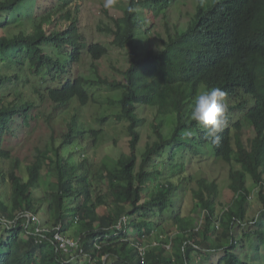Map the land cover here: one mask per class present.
I'll return each mask as SVG.
<instances>
[{
	"label": "trees",
	"instance_id": "trees-1",
	"mask_svg": "<svg viewBox=\"0 0 264 264\" xmlns=\"http://www.w3.org/2000/svg\"><path fill=\"white\" fill-rule=\"evenodd\" d=\"M171 1L128 0L119 16L111 15V23L99 26L126 51V67L115 68L121 79H111L98 64L109 47L88 42L67 0L35 8L36 0H0V53L15 48L27 61L17 67L0 56V160L10 165L0 168V217L12 221L0 242L6 249L0 252V264L81 261L60 249L52 233L34 234L36 224L25 216L31 205L43 226L61 224L68 237L81 239L88 254L84 264L264 261V0H199L185 28L172 30L167 24L162 47L145 49L141 33L147 29L146 19L138 5L148 8ZM62 10V18L70 22L67 28L47 29L44 24H52ZM86 57L97 77L81 73ZM92 84L122 89L113 103L120 105L118 120L127 122L130 151L122 152L113 168L95 170L87 154V135L96 144L101 131H87L72 117L57 132L51 109L46 117L50 139L26 165L24 176L20 159L4 147L7 135L14 126L29 125L32 112L43 103L53 108L73 100L87 105ZM213 87L226 92L228 104L218 143L190 118L195 97ZM139 105L156 107L159 120L153 125L158 138L143 150ZM238 109L245 110V121L253 127L249 144L245 121L235 119ZM169 116L175 126L166 136L161 129ZM217 159L229 163L235 194L221 214L219 183L203 175V165L192 170L195 163ZM97 172L107 191L99 187ZM249 177L259 188L261 203L251 219ZM122 215L128 217L126 229L116 231L112 227ZM136 242L147 245L144 256Z\"/></svg>",
	"mask_w": 264,
	"mask_h": 264
},
{
	"label": "rangeland",
	"instance_id": "rangeland-1",
	"mask_svg": "<svg viewBox=\"0 0 264 264\" xmlns=\"http://www.w3.org/2000/svg\"><path fill=\"white\" fill-rule=\"evenodd\" d=\"M75 12L74 15L78 17L81 25L82 32L89 43L102 42L109 47V54L99 60L98 64L100 71L108 75L109 78L121 79V75L115 68L126 67V51L122 48L115 46L112 43L113 36L106 34L99 30L100 25L111 23L110 16H119L122 8L126 6L128 0H113L111 5L106 6L107 0H67ZM39 2V3H38ZM52 0H36L34 7L50 5ZM199 0H172L169 5H154L146 8L140 5L142 13L145 15L146 24L141 36V41L144 48L159 49L162 47V39L167 35V24L174 30H179L186 27L196 12ZM66 10L60 11L54 17L52 24H44L47 29H66L70 22L64 20L62 17L65 15ZM62 19V20H61ZM61 20V21H58ZM2 58L7 60V63L13 62L17 67H22L27 61L22 53L18 52L15 48L5 50L0 53ZM13 68V67H12ZM82 74L89 77H97L95 70L91 65V59L86 57L85 62L79 66ZM15 90V85H13ZM8 87L4 86L3 91H7ZM90 101L87 105H81L77 100H73L65 106L53 108L49 103H43L39 109L32 112V118L29 119V125L23 124L16 127L9 133L4 142V147L12 151L14 158H19L21 161V168L19 171L25 176L27 175L26 165L34 159L38 153V149L44 148L47 141L51 136L50 124L52 123L55 130L58 132L62 129L64 121L77 118L81 127L88 130H100L96 144L92 143L93 136L88 134V156L92 160V165L96 169L106 165L113 168L116 165L117 158L122 152H129L130 138L127 132V122L118 120V113L120 105L113 103L118 102L120 99L122 89L110 88L104 85H91L90 86ZM11 98H15L14 95ZM53 109L54 116L51 123L47 118L49 112ZM138 113L144 119L141 124L140 131L142 134V141L140 142L139 150H143L148 141L152 142L158 137L153 128L154 124L159 122L157 118V108L151 106H138ZM245 110H237L235 119L245 121ZM175 126V118L169 116L166 118L165 125L161 132L169 136ZM254 136L253 127L245 121L244 139L249 144V138ZM204 166L203 175L215 179L221 188V201L222 205L218 207L219 213H223L235 197L234 192L230 188L231 179L229 176L230 165L221 159L208 160L192 165V170H196ZM239 166V165H238ZM10 167L8 161L0 160V168L7 170ZM101 172H97L95 177L99 179ZM99 187L103 191L108 190L106 181L98 180ZM195 186V184H193ZM247 185L252 190L250 199V206L248 208V218L256 216L261 208V203L257 197L259 188L254 184L253 180L249 177ZM6 189H4L5 191ZM191 195L187 197L186 209H191ZM104 208H100L102 213ZM34 211V205H31L30 212ZM1 225V224H0ZM166 229V227L164 228ZM7 234V231L0 226V242ZM155 242L147 240L146 244L150 245ZM6 249L0 248V252H5ZM219 255V254H218ZM254 255V254H252ZM106 259V257H104ZM264 261H262L263 264ZM85 262H72V264H84ZM205 264H217L211 261Z\"/></svg>",
	"mask_w": 264,
	"mask_h": 264
},
{
	"label": "clouds",
	"instance_id": "clouds-1",
	"mask_svg": "<svg viewBox=\"0 0 264 264\" xmlns=\"http://www.w3.org/2000/svg\"><path fill=\"white\" fill-rule=\"evenodd\" d=\"M113 0H107L106 6L111 5ZM132 11V9H129ZM226 92L219 87L205 89L198 94L190 105L191 120L207 130V135L213 138V143L219 142L218 133L226 126V113L228 104L225 100ZM191 135V133H187Z\"/></svg>",
	"mask_w": 264,
	"mask_h": 264
},
{
	"label": "built area",
	"instance_id": "built-area-1",
	"mask_svg": "<svg viewBox=\"0 0 264 264\" xmlns=\"http://www.w3.org/2000/svg\"><path fill=\"white\" fill-rule=\"evenodd\" d=\"M28 219V222H33L36 224L34 231L35 235L43 236L51 234L53 239L58 242L60 249H62L66 254L71 258H80L81 261H85L88 257V254L85 253L84 247L82 245L80 238H71L68 237L62 230V225L57 224L52 227H45L42 225V221L39 219L38 215L28 212L25 214ZM128 217L122 215L113 225L116 231H125L127 226ZM7 223L8 221L0 217V223ZM12 222H9L11 224ZM55 241V242H56ZM170 246V245H169ZM168 246V247H169ZM135 247L139 250L140 255L144 256L146 253L147 245L141 244L140 242L135 243Z\"/></svg>",
	"mask_w": 264,
	"mask_h": 264
},
{
	"label": "crops",
	"instance_id": "crops-1",
	"mask_svg": "<svg viewBox=\"0 0 264 264\" xmlns=\"http://www.w3.org/2000/svg\"><path fill=\"white\" fill-rule=\"evenodd\" d=\"M1 218H2V217H1ZM4 219H5V218H4ZM7 221H8V220H7ZM9 222H12V221H8L7 223L9 224ZM7 223H3V222L0 223V224H1L0 226L2 227V229L5 228V226H7V225H6ZM105 257H107V256H105ZM104 260H105V258H104ZM76 262H77V261H76ZM81 262H84V261H81Z\"/></svg>",
	"mask_w": 264,
	"mask_h": 264
}]
</instances>
